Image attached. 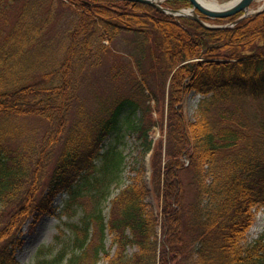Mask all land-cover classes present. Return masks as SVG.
<instances>
[{"label": "trees", "instance_id": "trees-1", "mask_svg": "<svg viewBox=\"0 0 264 264\" xmlns=\"http://www.w3.org/2000/svg\"><path fill=\"white\" fill-rule=\"evenodd\" d=\"M55 1L69 7L75 20L57 56L33 59L29 55L39 54L34 52L42 49L40 36L49 22L46 15L36 23L37 13ZM164 5L180 9L190 3ZM8 7L21 9L9 30L0 29V264H16L21 226L49 212L63 191L83 216L67 224L69 249L50 257L39 250L35 264H264V233L247 240L256 212L264 208V119L246 112L250 100L264 99V11L233 28L210 30L128 1L0 0V10ZM122 33L133 35L135 68L143 80L133 73L132 94L116 99L103 115L89 116L80 91L91 71L109 55L116 57L104 42ZM145 58L162 79L161 95L142 75ZM167 78L162 146L149 132L158 123L163 128L164 107L154 106L157 122L150 101L164 100ZM191 91L203 96L193 121L182 111ZM139 108L143 116L132 129L141 153L151 152L150 184L136 169L132 182L110 200L106 219L102 182L118 176L123 156L101 152V144L124 110L129 119ZM34 119L47 125L38 139L28 130ZM89 189L91 208L79 201ZM150 192L157 214L147 201Z\"/></svg>", "mask_w": 264, "mask_h": 264}, {"label": "rangeland", "instance_id": "rangeland-1", "mask_svg": "<svg viewBox=\"0 0 264 264\" xmlns=\"http://www.w3.org/2000/svg\"><path fill=\"white\" fill-rule=\"evenodd\" d=\"M215 1L219 4H224L232 0ZM260 4L261 2L256 5ZM20 9L21 7H8L6 10H0V29L5 31L9 30L15 22ZM46 15H48L49 22L40 36L42 37L40 38L42 49L38 47L39 52H34L39 53L37 55L33 53L30 55L28 54L31 57L34 56L33 59L37 58L38 55L40 58L57 56L56 49H58L62 43H65V30L69 28L75 20L73 11L57 1L52 2L50 7H42L39 13H37L36 23L40 24L39 20L42 17H46ZM104 43L105 45H109L110 50L116 57L113 58L109 55V58H105L99 67L91 71L85 85H83L80 91V97L84 99L85 102L84 112L92 117L103 115L102 110L114 104L116 99H122L132 94L129 89L133 83V73L140 82L143 80V77L135 68L134 60L138 59L139 55L135 49L132 34L122 33L111 43L108 41ZM128 61L130 63L129 66H127ZM141 64L143 70L142 75L146 78V84L152 89L151 91L161 95L163 92L162 79H158L154 71L149 70L150 64L148 59H142ZM115 73H121L117 79H113ZM165 87L164 100H159V103H155L156 99L155 101H150V105L153 107V109L150 110L151 116H153L157 122H159V116L157 112L154 111V106H157L158 109L164 107L163 128H161L158 123V125L153 126L149 132L153 139V143L156 145V143L162 141V146L164 143V130L166 129L165 125L167 118L168 78L166 79ZM202 98V95L193 91L189 92L184 97L182 111L188 120L193 121L195 119L197 108ZM143 106L144 105L141 104V108ZM127 112V109L123 111L116 129L106 136L101 144V152H108L113 149V151H117L123 156V162L118 176L113 178L112 181H109L108 184L107 182H102L103 186L101 189L104 191V195L101 200V206L106 218L110 210V200L117 195L122 188L132 182L136 169L143 170L144 180L148 186L150 184L151 152L146 154L141 153L140 141L136 138V133L132 129V125L137 122L140 116H143V111L139 108L135 115L131 116L129 119H126ZM246 112L250 118L257 114L259 116L257 118L264 119V99L253 102L250 100ZM46 127V123L34 119L30 121L28 130H34V135L38 139L41 137ZM100 165L101 160L97 161L96 166L98 169ZM182 179L186 185V182L189 180V175H186V173L182 174ZM89 191L90 192L83 195L79 201L82 204H86L88 208H91L94 205V196H91L94 191L91 189H89ZM147 201L152 207L153 212L156 214L159 213L158 201L152 192H150ZM51 205V210L46 214L39 217L35 215L30 216L17 233L16 238L21 241V246L17 248L14 253L16 264H35L37 252L39 250H42L44 256L50 257V255L56 254L62 247L66 246L67 248L71 243L72 235L67 224L80 222L83 216L81 206L71 202L70 194L67 192H62L57 195ZM39 224H42L44 227L42 233H40L32 243L28 244L27 249H22V246L27 243L28 237L34 235L35 229ZM157 231L160 237L161 228L158 227ZM263 233L264 208H261L256 212L253 223L247 232V240L250 241L255 239ZM57 237H59V239H57ZM109 241L110 240L107 239V246H109ZM134 250L135 249H129V253H132ZM99 264H104V261L101 260Z\"/></svg>", "mask_w": 264, "mask_h": 264}, {"label": "water", "instance_id": "water-1", "mask_svg": "<svg viewBox=\"0 0 264 264\" xmlns=\"http://www.w3.org/2000/svg\"><path fill=\"white\" fill-rule=\"evenodd\" d=\"M129 2H138L142 4H147L155 9H158L164 14L170 15L172 17L183 16L198 22L201 26L207 29H224L231 28L240 21L255 16L264 10V7H259L256 11H251L250 6L253 2L257 0H235L229 6L224 7H208L203 3V0H188L191 3V8H183L179 10H173L164 7L162 4L166 0H121ZM242 15L238 17L235 21L228 23L226 25H211L201 19L200 15H203L206 19H225L234 16L238 13Z\"/></svg>", "mask_w": 264, "mask_h": 264}, {"label": "bare ground", "instance_id": "bare-ground-1", "mask_svg": "<svg viewBox=\"0 0 264 264\" xmlns=\"http://www.w3.org/2000/svg\"><path fill=\"white\" fill-rule=\"evenodd\" d=\"M235 0H232L230 1L229 3H226V4H219L217 3L215 0H204L203 3L208 6V7H226V6H229L231 3H233ZM264 1V0H263ZM264 6V4H263ZM44 227L42 224H39L36 229H35V232H34V235L32 236H29L28 239H27V243H25L23 246H22V249H27L28 248V244L29 243H32V241L35 240L36 237H38L40 235V233H42Z\"/></svg>", "mask_w": 264, "mask_h": 264}]
</instances>
